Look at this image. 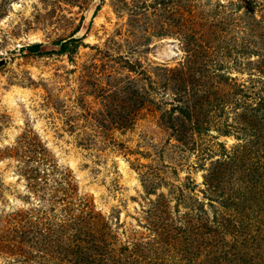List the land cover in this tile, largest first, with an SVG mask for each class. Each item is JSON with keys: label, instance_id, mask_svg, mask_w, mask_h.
<instances>
[{"label": "rangeland", "instance_id": "1", "mask_svg": "<svg viewBox=\"0 0 264 264\" xmlns=\"http://www.w3.org/2000/svg\"><path fill=\"white\" fill-rule=\"evenodd\" d=\"M0 264H264V0H0Z\"/></svg>", "mask_w": 264, "mask_h": 264}, {"label": "trees", "instance_id": "2", "mask_svg": "<svg viewBox=\"0 0 264 264\" xmlns=\"http://www.w3.org/2000/svg\"><path fill=\"white\" fill-rule=\"evenodd\" d=\"M80 42V38L76 37H70L68 39H62L55 42L57 46H59L58 49H47L43 43H31L27 46L22 47L23 50H25L27 53H33V54H46V53H54V52H60V53H74L75 50L78 48Z\"/></svg>", "mask_w": 264, "mask_h": 264}]
</instances>
